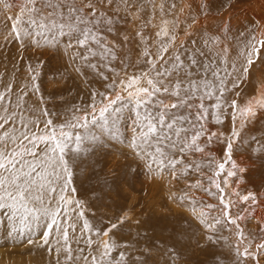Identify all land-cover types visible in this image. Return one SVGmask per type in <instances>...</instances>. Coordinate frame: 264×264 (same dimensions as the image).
Masks as SVG:
<instances>
[{
    "label": "snow or ice",
    "instance_id": "1",
    "mask_svg": "<svg viewBox=\"0 0 264 264\" xmlns=\"http://www.w3.org/2000/svg\"><path fill=\"white\" fill-rule=\"evenodd\" d=\"M176 8L19 0L14 11L0 0V35L25 71L20 84L0 73V240L45 249L55 264H264V218L256 231L245 224L264 192L241 188L254 170L264 188V129L251 126L264 119V88L245 98L242 87L264 64V23L230 37L229 23L203 32L191 16L180 40ZM130 19L135 49L121 28ZM53 61L60 79L79 81L71 99L42 91ZM141 171L184 185L170 191L180 212L159 233L114 200Z\"/></svg>",
    "mask_w": 264,
    "mask_h": 264
},
{
    "label": "rangeland",
    "instance_id": "2",
    "mask_svg": "<svg viewBox=\"0 0 264 264\" xmlns=\"http://www.w3.org/2000/svg\"><path fill=\"white\" fill-rule=\"evenodd\" d=\"M234 1L235 0H222V2H220V1L212 0V4L214 5L218 4V6L222 8V10L227 9L228 13L232 12V10L234 11V10H241V8L253 7L258 11H261V13L263 14L261 20L262 23H264V11H263L264 0H257V1L237 0V2L235 3ZM141 2H143V0H141ZM157 2L158 0H156V3ZM173 2H175L177 5L176 12L177 11L179 12L180 9H182V6L179 3L180 1L173 0ZM10 3H12L13 10L15 11L16 9L15 5L19 3V0H10ZM190 7L191 6L184 7L186 13L190 12L191 10ZM151 9H152L151 6H147L145 11L148 13L151 12ZM9 14L11 15L12 13ZM151 14L152 12L148 17L144 15L145 16L144 19L145 20L151 19ZM231 15L233 16V13H231ZM256 21H260V20L256 18H252V20L250 18H247L244 20L242 25L234 23L231 20L228 21L227 23L230 24V28H231L230 34H236L237 36L239 32H244L246 29H249ZM190 22H185V23H190ZM138 25H140V21L132 22L130 19L127 24H123L121 26L122 30L133 38V43L130 45V47H132L133 49H135L136 47V41L134 37ZM148 28L146 30L144 29L145 34H151L153 36L154 32L152 31L151 25ZM20 55L21 54L18 51V45L15 42L6 43L3 39V36L0 35V73L3 74L5 83L8 82V80L12 79L13 76L15 77V81L17 84L24 82L25 79L24 61L19 59ZM32 55L33 54L31 52H25L24 53L25 60L31 57ZM59 67L60 65L57 64V62L55 61H53L52 64L47 65L45 67L44 74L41 77L42 91H44L45 94L52 92L61 93L67 99H71V97L68 96L67 90L75 89L76 84H78L79 81H74L73 79L64 81L60 79L59 73L56 71V69ZM251 73L252 74L249 77V80L242 86L243 94L245 98L251 97L257 93L258 91L257 84L260 82V79L262 80L264 79V64L258 63L254 65L251 70ZM259 73H261V75H259ZM261 115L264 116V113H261ZM251 126L255 128L264 129V119H258V121L254 122V124ZM255 135H261V132H256ZM117 162L118 161L116 160H109V166ZM255 167L256 166H254V169ZM252 181H254L255 183L249 182L245 185H242L241 186L242 190L259 189L260 191L264 192V188H260L261 176L258 171L254 170L252 174ZM183 189H184V185L182 182L181 183L173 182V186L170 188L169 185L167 184V181L150 180L147 177V175H145L144 172L141 171L137 175V178L135 180L120 185L119 194L118 196L114 194V200L116 201V205H122L124 208L132 210L134 212V219H140L142 221L150 222L152 225L155 226L156 232L159 233L164 229V227L167 224L174 221L180 212V210L176 207V205L173 204L172 201L169 199L170 191L177 192V194H179L180 192L183 191ZM197 195H201V194L197 193ZM108 203L112 204V201H108ZM112 211H113L112 208H103V207L97 210L98 214L104 212L111 214ZM254 215L256 217L255 219H252L250 221H245V224L249 231H256L258 221L261 218H264V200L259 202V204L255 207ZM165 235H167V233H165ZM11 244H12L11 242H4V241L0 242V258H1L0 262L4 264H8V262H12L11 264H55L54 257L49 256V254L45 249H41V248L38 249L37 247H31L27 245L21 246L20 244L19 245L12 244L14 245L12 246ZM10 245L12 249H9L8 246ZM17 246L21 248H18ZM37 249L38 252L35 251ZM10 251H12L11 254H9ZM204 259H205L204 255L199 253L193 257L194 262L203 261Z\"/></svg>",
    "mask_w": 264,
    "mask_h": 264
},
{
    "label": "bare ground",
    "instance_id": "3",
    "mask_svg": "<svg viewBox=\"0 0 264 264\" xmlns=\"http://www.w3.org/2000/svg\"><path fill=\"white\" fill-rule=\"evenodd\" d=\"M180 2V5L182 6V9H183V12H181V9L180 11L176 12V15L178 16V20H179V23L181 25V27L178 29V36H179V39L180 40H183L185 39L184 37V27L187 25V24H190L191 22V16H195L197 17V24L194 25V30H199V31H203V32H213L215 33L217 31V29L222 26L224 23H227L228 21H233L234 23H237L239 25H242L244 20L247 19V18H250L252 20V18H256L258 20H260V22H262L261 18L263 17L261 11H258L257 9L255 8H250V7H247V8H241V10H232V12H229L227 11V9L225 10H222L221 7L218 6V4H213L211 10L209 13L207 14H204V13H201L200 10L198 9L197 5L200 3V0H179ZM214 1H220L222 2V0H214ZM257 1V0H256ZM18 2V1H17ZM161 2V0H158V4ZM169 2H173V0H169ZM178 2V1H177ZM237 2V0L234 1V3ZM255 3V2H254ZM18 4V3H17ZM16 4V5H17ZM261 4V3H260ZM15 5V6H16ZM185 6H191V10L189 13H186V10H185ZM264 6V5H263ZM262 7V6H261ZM260 8V7H259ZM258 8V9H259ZM263 9V8H262ZM261 9V10H262ZM146 10V9H145ZM264 11V10H263ZM151 12H152V9H151ZM151 12H146L145 11V15L148 17L150 16V13ZM231 13H233V16L231 15ZM156 16H157V19L153 20V23L154 24H158L159 23V12L156 13ZM232 16V18H231ZM145 17V16H144ZM173 17L172 16H169L168 19L171 20ZM151 19H152V14H151ZM138 22V21H137ZM185 22H190V23H185ZM138 24V23H137ZM139 26V25H138ZM147 29V28H146ZM145 29V30H146ZM149 29V28H148ZM149 31V30H148ZM152 31L155 33V29L152 28ZM236 34H230V37H235ZM153 38H154V35H153ZM258 71V70H257ZM257 73V72H256ZM259 75H261V73H259ZM257 76V75H256ZM263 78V77H262ZM257 79V78H256ZM260 79V77H259ZM258 85V91L255 95L253 96H258L260 94V91L262 88H264V79H260V82L257 84ZM0 242H3L2 240H0ZM5 242V241H4ZM6 245V244H4ZM12 245V244H11ZM8 246L9 249H12V247ZM19 245V244H18ZM3 246V245H2ZM14 246V245H12ZM18 247V246H17ZM14 248V247H13ZM18 248H21V247H18ZM8 249V248H7ZM39 249V248H38ZM38 249L35 250L38 252ZM14 251V250H13ZM8 252V251H6ZM12 251H10L9 254H11ZM3 256V255H2ZM8 256V255H7ZM10 256V255H9ZM12 256V255H11ZM11 258V257H10ZM8 259V258H7ZM1 260V258H0ZM6 260V259H5ZM9 260V259H8ZM13 261V260H11ZM7 263V261H6ZM12 262H8V264H11ZM0 264H4L2 262H0Z\"/></svg>",
    "mask_w": 264,
    "mask_h": 264
}]
</instances>
